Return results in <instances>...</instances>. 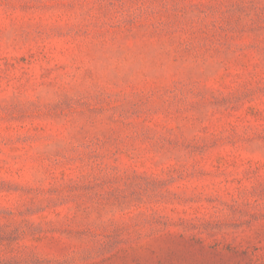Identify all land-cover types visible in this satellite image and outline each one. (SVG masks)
I'll return each mask as SVG.
<instances>
[{
	"label": "rangeland",
	"instance_id": "rangeland-1",
	"mask_svg": "<svg viewBox=\"0 0 264 264\" xmlns=\"http://www.w3.org/2000/svg\"><path fill=\"white\" fill-rule=\"evenodd\" d=\"M0 264H264V0H0Z\"/></svg>",
	"mask_w": 264,
	"mask_h": 264
}]
</instances>
